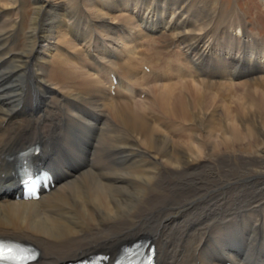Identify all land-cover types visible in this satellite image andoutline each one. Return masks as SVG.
Wrapping results in <instances>:
<instances>
[{
	"label": "bare ground",
	"instance_id": "6f19581e",
	"mask_svg": "<svg viewBox=\"0 0 264 264\" xmlns=\"http://www.w3.org/2000/svg\"><path fill=\"white\" fill-rule=\"evenodd\" d=\"M85 1L34 0L19 44L25 2L0 0V235L36 244L33 264L141 233L157 264H264V38L208 0ZM36 142L56 186L17 200L8 156Z\"/></svg>",
	"mask_w": 264,
	"mask_h": 264
},
{
	"label": "rangeland",
	"instance_id": "374dc122",
	"mask_svg": "<svg viewBox=\"0 0 264 264\" xmlns=\"http://www.w3.org/2000/svg\"><path fill=\"white\" fill-rule=\"evenodd\" d=\"M23 1L25 2V5H24L25 6L24 7V13H25V16L26 17H25V21H24L23 32H22V34L20 35V38H19V44H23V42L25 40V38H24V32H25V30L28 27L29 20H30V17L32 15V13H33V8H34V0H23ZM208 1L214 7V10L217 11V13H216V11L212 12L210 14V16H214V15L215 16H218V13H220V12L222 13V15H224L223 14V12H224L225 15H231V16H233V18H235L236 16H239V17L241 16L245 20H247L248 27L250 28V30H251L252 33H257L258 32V34L261 35L264 38V0H208ZM91 2H92L93 5H90ZM85 3H86V5L85 4L84 5H85V8H86V11L87 12H91L95 8L98 9V7H102L100 0H88L87 2L85 1ZM8 4L9 3H5L4 6H8ZM16 7H15V4H14L13 8L15 9ZM104 12H107V10H104ZM108 12H111V10H109ZM115 13H116V15L123 13L126 16L132 17V14H131L130 11H126V10L112 11L111 12V15H110V13H108V16L110 15L111 17L109 16V17H107V19L112 24L114 23V25L117 24V23H120V24H123L124 23V21L123 20L121 21L120 18H116V19L115 18H112L113 14H115ZM14 14H15V16L18 15V13H16V12ZM221 20L223 21V17H222ZM216 23L217 22H214L213 23V26L216 25ZM158 34H159V36L161 35L160 33H158ZM147 40H148V37L145 36L141 41L142 42L145 41L146 43L145 42L144 43L147 45ZM162 40H164V42L167 41L166 38H162ZM160 41H161V39H160ZM159 48H161V47L159 46ZM172 49L171 50H167L166 55H168V53L172 52V53H174L176 55V57H178L177 56L178 53H179V57H180V55L182 57V52L178 48H176V47L173 48L172 47ZM167 58L168 59L170 58L168 60L170 62H172L173 59H176L173 54L172 55L170 54ZM149 64H150V66L152 65L151 63H149ZM167 78L170 79L171 77H167ZM167 78H165V79H167ZM236 80H238V79H235L234 81H236ZM218 95H221V93H218ZM232 97H235V95H233ZM232 99L233 98L229 97V99H228L227 104L225 105V107H223L220 110L221 112H226V111L232 110L231 107H230V105L232 104ZM229 101H230V104H229ZM219 102L217 104H212V106L209 108V112L215 111L219 107V105H220ZM226 118H227V114H223L221 116V120H222L223 126H226V124H227ZM168 125H170L172 127H175L176 129L180 130L179 129L180 128L179 125L169 124V123H168ZM196 132H197L196 135L199 134V133L200 134L202 133L201 131L199 132L198 129H197ZM220 132L221 131L219 130V134H221ZM200 134L198 136H200ZM246 138H247V141H248L249 140V137L246 136ZM253 145H255V147L257 148V145L255 143H252L251 144V142H249L248 147L247 146L241 147V151H244V152L252 151L254 149V146ZM255 165H257L258 167H263L264 166L263 159L262 158H259V161L257 163H255ZM230 170H232V168H230ZM232 175H233V172H229L227 174V178L232 177ZM259 181L261 182L260 189H262L263 186H264V176L263 177H260V180ZM248 182H251L250 185H249V188H251V189L257 188L256 187V183L257 182H256L255 177H253L251 180H248ZM240 183L244 187L247 184V182H243V183L240 182ZM188 189L190 190L192 188H188Z\"/></svg>",
	"mask_w": 264,
	"mask_h": 264
},
{
	"label": "snow or ice",
	"instance_id": "6c2138e0",
	"mask_svg": "<svg viewBox=\"0 0 264 264\" xmlns=\"http://www.w3.org/2000/svg\"><path fill=\"white\" fill-rule=\"evenodd\" d=\"M6 255V250L4 248L3 244H0V258H3ZM14 259L18 260V261H26V260H30L33 259L34 257H30L26 254H24L22 251L19 255L13 257ZM118 264H120V262L118 261ZM149 264H151V262H149Z\"/></svg>",
	"mask_w": 264,
	"mask_h": 264
}]
</instances>
